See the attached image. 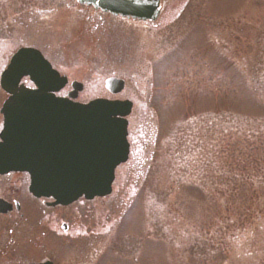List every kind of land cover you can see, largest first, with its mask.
<instances>
[{"label": "rangeland", "instance_id": "rangeland-1", "mask_svg": "<svg viewBox=\"0 0 264 264\" xmlns=\"http://www.w3.org/2000/svg\"><path fill=\"white\" fill-rule=\"evenodd\" d=\"M185 1L164 0L152 28L75 0H0V74L29 46L84 81L130 78L144 105L111 196L48 210L22 182V213L76 238L0 217V264H264V0H190L174 22Z\"/></svg>", "mask_w": 264, "mask_h": 264}, {"label": "water", "instance_id": "water-1", "mask_svg": "<svg viewBox=\"0 0 264 264\" xmlns=\"http://www.w3.org/2000/svg\"><path fill=\"white\" fill-rule=\"evenodd\" d=\"M76 1L117 18L154 23L164 0ZM24 77L38 89L21 86ZM64 84L38 50L25 48L12 58L1 78L10 97L1 110L0 174L27 173L35 198L67 207L112 194L116 169L129 157L125 117L131 105L104 100L80 104L75 96L56 97L54 86ZM11 211L12 205L0 200V214Z\"/></svg>", "mask_w": 264, "mask_h": 264}, {"label": "flooded vegetation", "instance_id": "flooded-vegetation-1", "mask_svg": "<svg viewBox=\"0 0 264 264\" xmlns=\"http://www.w3.org/2000/svg\"><path fill=\"white\" fill-rule=\"evenodd\" d=\"M190 0H186L183 7L177 12L174 18V22L178 21L181 16L183 15L185 9L189 5ZM93 10V9H92ZM95 11V10H94ZM99 12V11H97ZM101 13V12H100ZM164 10H162L158 20L154 23H142L147 27L152 28H158L160 25H158L161 16L163 15ZM104 14V13H102ZM108 15V14H105ZM111 16V15H109ZM115 18V17H114ZM25 48H32V47H26L23 46L19 47L9 58V62L12 60V58L22 49ZM40 51V50H39ZM42 55L46 58L44 53L40 51ZM47 59V58H46ZM48 60V59H47ZM49 61V60H48ZM50 62V61H49ZM51 63V62H50ZM7 64V65H8ZM54 70H56L61 78L65 80V84L55 85V92L54 95L58 98H70L71 96H75L74 101L80 104H88L95 100H105L109 102H120L125 104H130L131 109L129 114L125 117V120L128 123V143L130 147V154H129V160L134 152V146L137 143H140L144 136L139 135V130L135 128V124L137 123V120L139 118L140 110H137L136 101L135 98H139V102L142 104L141 99V91L137 88L134 81L130 80V78L123 77V76H117L115 74H110L104 77H101L99 80L95 79V76L92 75L89 80L84 81L81 80V78L78 77L79 73L82 72V70L78 67H72L67 70V72L63 73L58 67H56L53 63H51ZM7 67V66H6ZM1 76L0 74V93L1 98L3 100L2 105L0 107V132L3 128L4 118L1 114L2 106L4 102L9 98V95L2 89L1 87ZM94 77V78H93ZM97 77V76H96ZM21 85L30 88V89H37V86L33 83L30 77H25L20 82ZM141 100V101H140ZM143 105V104H142ZM144 106V105H143ZM142 143V142H141ZM128 160V162H129ZM119 169V168H118ZM116 170V179H117V172ZM28 177L29 179V187L30 188V176L26 173H19V172H12L8 174H0V188H4L6 191L9 192V197L0 195V200L5 201L6 203L12 205V211L6 215H0V217L8 218L10 215L17 214L20 218L25 219L28 226L30 228L43 230V236H40L38 239H40L43 242V239L41 237H44L46 235L45 231L47 228H49V231L54 234L55 236L59 238L63 237H71L72 239H75L77 236V230L74 229L72 226L62 222L60 228H58V221L59 219L53 216H25V214L22 213V205L20 203L21 196H20V190L23 188L24 180ZM116 182V180H115ZM6 187H4V186ZM30 194V193H29ZM31 195V194H30ZM32 196V195H31ZM33 199H35L41 206L48 210H54V209H60V208H66L63 206H51L52 201H46L44 199H37L34 196H32ZM17 205L19 207V210L17 209ZM43 213H45L44 210H42ZM37 242V241H36ZM39 242L40 246L43 247V243ZM45 262H51L52 264H56L51 259L45 258L41 262H32L29 264H40Z\"/></svg>", "mask_w": 264, "mask_h": 264}]
</instances>
